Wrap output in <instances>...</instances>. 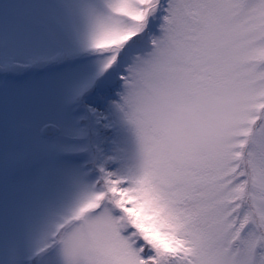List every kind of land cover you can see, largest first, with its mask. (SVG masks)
Segmentation results:
<instances>
[{"label": "snow or ice", "instance_id": "6c2138e0", "mask_svg": "<svg viewBox=\"0 0 264 264\" xmlns=\"http://www.w3.org/2000/svg\"><path fill=\"white\" fill-rule=\"evenodd\" d=\"M0 19V264H264V0H21ZM151 65L230 112L191 165L122 113Z\"/></svg>", "mask_w": 264, "mask_h": 264}, {"label": "clouds", "instance_id": "9594fccd", "mask_svg": "<svg viewBox=\"0 0 264 264\" xmlns=\"http://www.w3.org/2000/svg\"><path fill=\"white\" fill-rule=\"evenodd\" d=\"M122 118L146 165H191L227 134L231 116L213 91L195 78L143 67L126 93Z\"/></svg>", "mask_w": 264, "mask_h": 264}, {"label": "rangeland", "instance_id": "374dc122", "mask_svg": "<svg viewBox=\"0 0 264 264\" xmlns=\"http://www.w3.org/2000/svg\"><path fill=\"white\" fill-rule=\"evenodd\" d=\"M21 0H0V19L8 20L10 17L23 13Z\"/></svg>", "mask_w": 264, "mask_h": 264}]
</instances>
